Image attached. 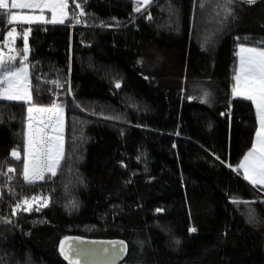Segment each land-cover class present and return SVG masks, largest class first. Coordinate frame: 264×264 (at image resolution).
Returning a JSON list of instances; mask_svg holds the SVG:
<instances>
[{
    "label": "trees",
    "instance_id": "obj_1",
    "mask_svg": "<svg viewBox=\"0 0 264 264\" xmlns=\"http://www.w3.org/2000/svg\"><path fill=\"white\" fill-rule=\"evenodd\" d=\"M208 1L221 23L209 44L201 0L140 2V12L136 0H83L82 17L68 0L63 25L17 27L32 29L35 106L66 111L65 154L56 177L25 183L30 105L0 101V264H69L66 238L123 241L119 264H264V191L233 170L257 115L232 96L238 48L264 47V0ZM22 44L20 33L15 64ZM33 196L49 206L12 214Z\"/></svg>",
    "mask_w": 264,
    "mask_h": 264
},
{
    "label": "snow or ice",
    "instance_id": "obj_2",
    "mask_svg": "<svg viewBox=\"0 0 264 264\" xmlns=\"http://www.w3.org/2000/svg\"><path fill=\"white\" fill-rule=\"evenodd\" d=\"M82 2L75 3V8L80 9L79 17L84 15ZM141 0H137L136 12L141 11ZM229 3L232 0H228ZM245 3L254 4L256 0H244ZM143 5L148 6L152 0H142ZM68 0H0V10L8 9H29L39 10V15H16L11 11L0 12V15H8V24L22 22L24 24H63L69 18ZM45 11L51 13V18H46ZM79 17L75 12L71 13V18L79 23ZM151 19V17H148ZM31 27L24 29L21 27L18 31L16 27H11L7 31V40L0 44V48L7 47L9 52H15L14 46L17 36L22 33V58L18 64L16 56H4L0 54V101H22L28 105V137L24 149L23 159V179L29 185H35L38 182L46 181L51 177H56L61 162L64 159V111L61 105L53 103L51 107H37L33 102L32 86L29 79V34ZM238 69L234 71L232 87L233 98L240 97L244 100L251 101L255 106L258 119V129L255 132V141L251 150L244 156L243 161L239 164L238 169L243 170V177L254 187L264 190V47H245L240 46L238 52ZM119 88L120 84L117 83ZM207 96V93H205ZM35 124V128L33 125ZM17 161L21 160L20 152L13 150L11 153ZM223 163V162H222ZM13 172V168L7 170ZM239 203V201H233ZM33 204H36V212L41 208H46L50 204L49 197L33 196L24 198L17 203L12 214L15 215L17 210L23 208L24 211H33ZM75 203L73 208H75ZM159 211V210H158ZM10 223V220H4ZM195 231V229H191ZM77 244H83L84 241H77ZM95 243V242H93ZM111 245L100 249V254L105 256H118L126 253V245L123 241L108 242ZM60 251L69 264H80V258L86 250L76 247L69 243L68 239L61 241ZM91 252L92 250H87ZM92 254H95L92 252Z\"/></svg>",
    "mask_w": 264,
    "mask_h": 264
},
{
    "label": "rangeland",
    "instance_id": "obj_3",
    "mask_svg": "<svg viewBox=\"0 0 264 264\" xmlns=\"http://www.w3.org/2000/svg\"><path fill=\"white\" fill-rule=\"evenodd\" d=\"M21 2H27V0H21ZM141 3H142V0H141ZM200 3L201 4H200V7H199V17H200L199 21H200V27L201 28H200V34H198V36L201 39V43L202 44H207V43L209 44V42H212V38H213L212 37L213 35H211V33H209V32H211L213 29L218 30L221 27V23L219 21L220 11H217L216 7L213 4H211V1L201 0ZM144 7H146V6L143 5L142 8H144ZM45 12H48V11H45ZM37 15H39V13ZM45 16H46V18H51V13H50L49 17L46 14H45ZM10 27H12V26H10ZM245 47H247V46H245ZM10 53L11 52L8 51L7 47H4L3 49H0V54H3L4 56L5 55L8 56ZM238 66H239V64H238V56H237L236 70L238 69ZM29 79H30V69H29ZM237 98H240V97H237ZM19 102H22V101H19ZM63 111H64V154H65V127H66L65 126L66 125L65 118H66V111H65L64 108H63ZM257 123H258V119H257ZM33 127H34V125H33ZM27 137H28V131H27ZM26 144H27V142H26ZM0 193H1V191H0ZM34 205L36 206V204H33V206Z\"/></svg>",
    "mask_w": 264,
    "mask_h": 264
},
{
    "label": "water",
    "instance_id": "obj_4",
    "mask_svg": "<svg viewBox=\"0 0 264 264\" xmlns=\"http://www.w3.org/2000/svg\"><path fill=\"white\" fill-rule=\"evenodd\" d=\"M84 241L83 244H77V241ZM69 242L75 245L78 248H81L85 251V254L80 258V264H119L126 256V253L118 256H105L100 254V249L104 247H109L111 249V245L108 242H90L82 239H72ZM114 242V241H113ZM119 245V242H116ZM87 250H92L91 252ZM94 252L95 254H92Z\"/></svg>",
    "mask_w": 264,
    "mask_h": 264
},
{
    "label": "crops",
    "instance_id": "obj_5",
    "mask_svg": "<svg viewBox=\"0 0 264 264\" xmlns=\"http://www.w3.org/2000/svg\"><path fill=\"white\" fill-rule=\"evenodd\" d=\"M11 3V0H9V4ZM16 10H18V12H16V13H14V14H16V15H37L38 13H39V10H29V9H16ZM64 24V23H63ZM63 24H38V23H34V24H31V25H29V24H24V23H22V22H14L13 24H10V26H12V27H16L17 28V26H33V25H43V26H55V25H63ZM258 125V124H257ZM259 126V125H258ZM258 126H257V129H258ZM34 127H35V124H34ZM254 141H255V137H254ZM254 143V142H253ZM251 150V149H250ZM249 150V151H250ZM248 151V152H249ZM247 152V153H248ZM246 153V154H247ZM245 154V155H246ZM244 158V157H243ZM243 158H242V160H241V162L243 161ZM240 162V163H241ZM239 171H241V173H242V175H243V170L242 169H239ZM264 191V190H263Z\"/></svg>",
    "mask_w": 264,
    "mask_h": 264
},
{
    "label": "built area",
    "instance_id": "obj_6",
    "mask_svg": "<svg viewBox=\"0 0 264 264\" xmlns=\"http://www.w3.org/2000/svg\"><path fill=\"white\" fill-rule=\"evenodd\" d=\"M0 49H3V48H0Z\"/></svg>",
    "mask_w": 264,
    "mask_h": 264
},
{
    "label": "flooded vegetation",
    "instance_id": "obj_7",
    "mask_svg": "<svg viewBox=\"0 0 264 264\" xmlns=\"http://www.w3.org/2000/svg\"><path fill=\"white\" fill-rule=\"evenodd\" d=\"M69 243H71V242H69Z\"/></svg>",
    "mask_w": 264,
    "mask_h": 264
}]
</instances>
